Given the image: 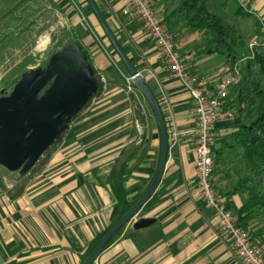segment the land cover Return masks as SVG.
I'll return each mask as SVG.
<instances>
[{
	"label": "crops",
	"instance_id": "crops-1",
	"mask_svg": "<svg viewBox=\"0 0 264 264\" xmlns=\"http://www.w3.org/2000/svg\"><path fill=\"white\" fill-rule=\"evenodd\" d=\"M47 1L45 10L59 16L64 32L72 36L70 40L82 44L94 68L107 80V91L79 114L64 141L53 149L54 154L43 164V172H51L42 178L41 188L34 190L29 186L38 177L27 181L21 190L8 191L0 175V264H82L92 241L112 223L116 205L119 207L110 188L113 169L116 167L118 172L123 168L127 197L137 200L150 184L159 161L158 121L141 94L143 99L138 100L146 119L140 117L145 131L140 138L137 113L132 114L126 96L118 95L119 85L110 63L115 54L99 48L104 44L96 33L101 39L99 30L103 34L104 31L90 7L84 0ZM95 1L161 105L169 154L162 180L142 208H146L145 216L156 218V222L139 230L132 227L128 234L123 231L119 236L122 238L104 249L94 264H243L220 230L213 210L204 205L200 196L195 167L196 122L191 114L190 93L172 76L141 20L133 12H123L125 0ZM150 1L161 17L174 4V0ZM236 1L253 13L261 25L264 23V0ZM214 3L224 12L232 4L235 15L234 0ZM240 21L232 18L231 23L241 36L254 30L253 20L248 29H243ZM169 29L192 70L216 81L227 61L203 52L206 34L175 22H170ZM50 42L51 37L46 36L42 46ZM244 51L242 48L241 54ZM232 123L233 117L219 118L213 149L221 146ZM73 126L82 142L89 138V145L67 157L63 165V150L66 153L75 148L67 143ZM175 131L179 133L177 138ZM225 155L216 162L214 154L212 179L236 215L257 191L244 188L234 195H225L228 181L224 171L233 158L230 151ZM120 163L123 166L117 165Z\"/></svg>",
	"mask_w": 264,
	"mask_h": 264
},
{
	"label": "water",
	"instance_id": "water-1",
	"mask_svg": "<svg viewBox=\"0 0 264 264\" xmlns=\"http://www.w3.org/2000/svg\"><path fill=\"white\" fill-rule=\"evenodd\" d=\"M87 2L132 82L151 107L160 131L159 161L150 184L104 232L82 263L93 264L108 242L139 213L157 190L167 163L169 137L154 92L124 51L96 1ZM101 81L87 52L76 39L56 50L45 66L22 72L11 91L0 93V165L19 176L26 175L64 141L75 119L96 99ZM155 222L154 217H141L133 222V228L143 229Z\"/></svg>",
	"mask_w": 264,
	"mask_h": 264
},
{
	"label": "trees",
	"instance_id": "trees-1",
	"mask_svg": "<svg viewBox=\"0 0 264 264\" xmlns=\"http://www.w3.org/2000/svg\"><path fill=\"white\" fill-rule=\"evenodd\" d=\"M84 1L89 6L87 0ZM234 1L236 2L235 15L252 18L254 21L255 28L248 37L261 35V23L253 13L236 0ZM162 21L168 29L170 22H175L183 24L192 31L205 33L207 38L203 52L208 55L222 56L228 63L237 62L243 56L241 49L244 47L248 49L234 24L228 22L224 16L210 10V0H174L172 9L162 17ZM105 37L110 48L115 52L106 35ZM119 43L121 44L120 41ZM115 54L117 55L116 52ZM88 57L92 63L89 54ZM117 57L119 58L118 55ZM119 60L127 71L122 60L120 58ZM95 71L96 75L101 77L96 69ZM241 71V79L230 92L227 102L229 107H226L234 110L232 130L222 138L221 146L213 149V154L216 156V162L221 161L227 151H230L233 156L224 171V177L228 181L225 195H234L244 188L257 191L251 199L240 206L235 217L240 225L248 229L252 242L260 239V242L264 243V225L250 232L249 224L260 213L264 215V47H257L254 57L243 62ZM134 86L136 87L135 84ZM104 88L105 84L101 81L97 96L104 94ZM124 177V170L120 168L112 176L110 185L120 207V216L136 202L127 197ZM116 235L108 242L105 249L113 242ZM101 237L102 235H98L92 241L84 259Z\"/></svg>",
	"mask_w": 264,
	"mask_h": 264
},
{
	"label": "rangeland",
	"instance_id": "rangeland-1",
	"mask_svg": "<svg viewBox=\"0 0 264 264\" xmlns=\"http://www.w3.org/2000/svg\"><path fill=\"white\" fill-rule=\"evenodd\" d=\"M214 2L215 0H210V10L224 16V18H226L228 22L231 23L232 18H234V20L236 21L241 20L240 25H242L243 29H248L252 24V18L234 15V6L232 4L224 12L221 9L218 10V5ZM46 4H48L47 0H0V93H7L11 91L17 80L20 78V75L25 70L32 67L45 66L48 58L56 50L65 45V43L72 37L71 35H68L64 32L65 29H63L62 25L60 24L59 16L50 13V10H45L47 6ZM99 31H101L102 33H100L101 39L97 33L96 35L104 44H100L99 48L102 51L108 50V52H112L113 50L110 48L109 44H107L106 37L103 34L102 30ZM250 32L251 31H248V33H246L247 35H242V38L245 41L250 38L248 37ZM46 36L51 37V42L49 44H46V46H42V42L43 40H45ZM244 50L245 51L243 52L244 54L242 53V57H245L249 53L246 47H244ZM110 63L114 70V79L119 85L118 90L120 92L118 95L126 96L128 99L127 101H129L128 106H130L132 114L137 113L135 117L136 121L140 125L139 128L137 127L136 129L140 130L139 135L140 138H142V135H145V131L144 123H142L140 117H145L146 119V116L142 113L143 107L138 100V97H141L142 101L143 96H141V92L138 90V88L134 86L128 72L125 70L116 54L115 58L110 60ZM102 81L106 86L104 89L105 91H107V80L105 82L102 79ZM78 135L79 133L76 135L75 126H73L68 136L67 143L72 144L75 148H72L66 153V150H63V165H65V161H67L66 159H68L67 157L71 156V154H75V152L77 153V151L79 152V150H82L85 146L89 145V138H86L88 139L85 140L86 142H82L81 136ZM52 154H54V150H52L48 156L43 158L36 166H34L26 175L21 178H18L17 172H10L0 166V169L2 170L0 175L2 177L4 187L8 191H14L16 190V188H18V190H21L24 186L28 185L27 181L39 177L40 179L34 180V183H30L29 186L34 190H38L39 188H41L43 186V183L41 182L42 178L45 176L47 177V175H49L51 172V169L43 172V164L50 159L49 157H51ZM117 165L121 166L122 163ZM116 172L117 168L115 167L113 169V175ZM146 214V208L140 210L139 213L131 221H129L124 227H122L121 231L116 235L114 240L118 241L119 239H121L122 237L119 236L123 231V233L125 234L130 233L133 227V222L141 217H147L145 216ZM119 217L120 208L116 205L115 217L110 225H112ZM251 224L252 228L250 229V232L251 230L255 231L256 229L264 225L263 213L257 215V217H255ZM110 225H108L103 231H101L99 235H103ZM260 241L261 240L258 239V241H254L253 243L262 248V250L264 251V243ZM96 261L94 263H96ZM97 263L100 264L99 262Z\"/></svg>",
	"mask_w": 264,
	"mask_h": 264
},
{
	"label": "built area",
	"instance_id": "built-area-1",
	"mask_svg": "<svg viewBox=\"0 0 264 264\" xmlns=\"http://www.w3.org/2000/svg\"><path fill=\"white\" fill-rule=\"evenodd\" d=\"M124 13L133 12L142 22L145 32L154 40L160 55L172 76L186 89L192 98L191 114L196 127L195 167L196 180L204 205L213 210L220 230L225 234L243 264H264V251L255 245L248 229L237 222L234 213L227 207L223 196L213 184L214 154L217 122L220 117H233V109H225L228 96L239 83L244 61L254 57L257 47H264V23L261 35L247 39L249 53L237 62H226L219 78L214 81L188 65L185 56L175 43L173 33L163 23L160 14L150 0H125ZM177 138L179 133L174 132Z\"/></svg>",
	"mask_w": 264,
	"mask_h": 264
}]
</instances>
